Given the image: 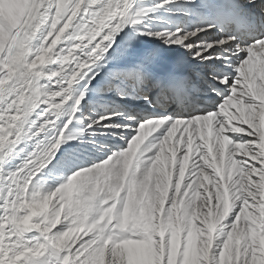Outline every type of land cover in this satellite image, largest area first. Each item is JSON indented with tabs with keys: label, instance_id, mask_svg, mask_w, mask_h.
<instances>
[{
	"label": "snow or ice",
	"instance_id": "obj_1",
	"mask_svg": "<svg viewBox=\"0 0 264 264\" xmlns=\"http://www.w3.org/2000/svg\"><path fill=\"white\" fill-rule=\"evenodd\" d=\"M0 264H264V0H0Z\"/></svg>",
	"mask_w": 264,
	"mask_h": 264
}]
</instances>
